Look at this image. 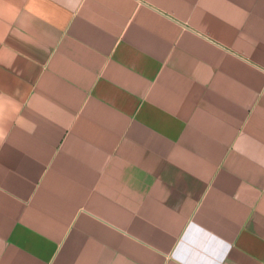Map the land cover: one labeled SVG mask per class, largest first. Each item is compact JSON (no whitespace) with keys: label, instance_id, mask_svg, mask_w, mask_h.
<instances>
[{"label":"crops","instance_id":"0c3cea01","mask_svg":"<svg viewBox=\"0 0 264 264\" xmlns=\"http://www.w3.org/2000/svg\"><path fill=\"white\" fill-rule=\"evenodd\" d=\"M0 264H264V0H0Z\"/></svg>","mask_w":264,"mask_h":264},{"label":"clouds","instance_id":"9594fccd","mask_svg":"<svg viewBox=\"0 0 264 264\" xmlns=\"http://www.w3.org/2000/svg\"><path fill=\"white\" fill-rule=\"evenodd\" d=\"M5 140H6L5 133L2 130H0V146L3 145V143H4Z\"/></svg>","mask_w":264,"mask_h":264}]
</instances>
